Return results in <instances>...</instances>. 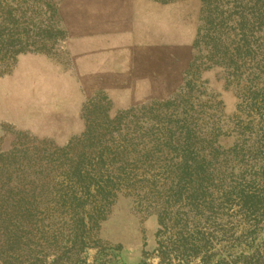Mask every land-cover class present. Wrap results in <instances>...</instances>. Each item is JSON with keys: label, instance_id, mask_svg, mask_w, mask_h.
<instances>
[{"label": "rangeland", "instance_id": "obj_1", "mask_svg": "<svg viewBox=\"0 0 264 264\" xmlns=\"http://www.w3.org/2000/svg\"><path fill=\"white\" fill-rule=\"evenodd\" d=\"M1 48L0 264H264V0H0Z\"/></svg>", "mask_w": 264, "mask_h": 264}, {"label": "trees", "instance_id": "obj_2", "mask_svg": "<svg viewBox=\"0 0 264 264\" xmlns=\"http://www.w3.org/2000/svg\"><path fill=\"white\" fill-rule=\"evenodd\" d=\"M21 36H22L21 34L13 33V31H11V34L7 33L6 35H4L5 40L7 42H9L8 43L9 48H7L5 50V53H6L5 55L8 54L7 58L13 59L17 54L22 53V52L27 50L26 49L27 45L23 44L21 39L19 38ZM0 50H1L0 52H2V50H4V49L1 48ZM29 204L30 203L27 201L25 196L20 197L19 199H13V198L1 199L0 198V212H8V211L12 212L15 210H17V211L18 210L28 211L27 206ZM254 254L258 256V253H254ZM256 262L257 263H254V264H260L259 261H256ZM249 264H251V263H249Z\"/></svg>", "mask_w": 264, "mask_h": 264}, {"label": "bare ground", "instance_id": "obj_3", "mask_svg": "<svg viewBox=\"0 0 264 264\" xmlns=\"http://www.w3.org/2000/svg\"><path fill=\"white\" fill-rule=\"evenodd\" d=\"M156 11H158V10H156ZM121 13V12H120ZM148 33V32H147ZM150 33V32H149ZM151 37H152V35H151ZM141 40V39H140ZM105 62V61H104ZM101 65V64H100ZM99 66V65H98ZM94 70V69H93Z\"/></svg>", "mask_w": 264, "mask_h": 264}]
</instances>
